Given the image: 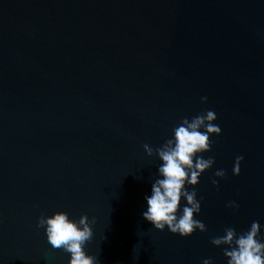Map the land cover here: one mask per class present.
<instances>
[{"label":"water","instance_id":"obj_1","mask_svg":"<svg viewBox=\"0 0 264 264\" xmlns=\"http://www.w3.org/2000/svg\"><path fill=\"white\" fill-rule=\"evenodd\" d=\"M206 110L207 231L157 230L144 149ZM56 210L95 217L100 264H226L211 238L264 226V0H0V264H67L36 226Z\"/></svg>","mask_w":264,"mask_h":264},{"label":"clouds","instance_id":"obj_2","mask_svg":"<svg viewBox=\"0 0 264 264\" xmlns=\"http://www.w3.org/2000/svg\"><path fill=\"white\" fill-rule=\"evenodd\" d=\"M207 101V97H201ZM217 114L213 110L192 117H184L178 126L172 129V137L161 146L145 147L148 156L156 155L162 161L157 167L156 178L151 182L150 194L144 196L146 207L143 218L157 230L167 229L181 237L191 236L194 232L207 231L206 224L196 218L202 210L195 186L202 174L212 168L213 156L204 157L212 150L213 135L222 134L221 127L215 123ZM244 157L235 158L233 174L239 175ZM224 169H217L214 177H225ZM213 185L219 181L211 179ZM191 186V187H190ZM228 208L238 209L239 204L228 201ZM95 217L89 219L87 213L78 218L71 217L65 210H56L50 215L41 214L36 226L43 228L48 244L68 254L67 264H100L97 256L88 251L86 244L93 237ZM259 221H253L247 230L237 232L226 227L224 234L211 238L215 246H226L222 251L226 264H264V235ZM202 264H214L211 258H205Z\"/></svg>","mask_w":264,"mask_h":264}]
</instances>
